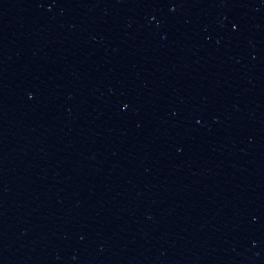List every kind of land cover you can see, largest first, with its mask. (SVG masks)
Masks as SVG:
<instances>
[{
    "label": "water",
    "instance_id": "95a60500",
    "mask_svg": "<svg viewBox=\"0 0 264 264\" xmlns=\"http://www.w3.org/2000/svg\"><path fill=\"white\" fill-rule=\"evenodd\" d=\"M0 264H264V0H0Z\"/></svg>",
    "mask_w": 264,
    "mask_h": 264
}]
</instances>
